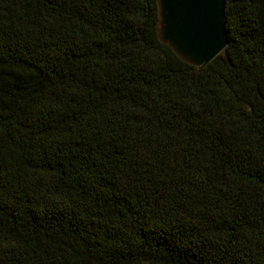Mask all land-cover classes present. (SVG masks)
<instances>
[{
	"label": "trees",
	"instance_id": "trees-1",
	"mask_svg": "<svg viewBox=\"0 0 264 264\" xmlns=\"http://www.w3.org/2000/svg\"><path fill=\"white\" fill-rule=\"evenodd\" d=\"M197 65L159 0H0V264H264V0Z\"/></svg>",
	"mask_w": 264,
	"mask_h": 264
},
{
	"label": "water",
	"instance_id": "water-1",
	"mask_svg": "<svg viewBox=\"0 0 264 264\" xmlns=\"http://www.w3.org/2000/svg\"><path fill=\"white\" fill-rule=\"evenodd\" d=\"M165 40L195 64H207L228 44L225 0H159Z\"/></svg>",
	"mask_w": 264,
	"mask_h": 264
}]
</instances>
